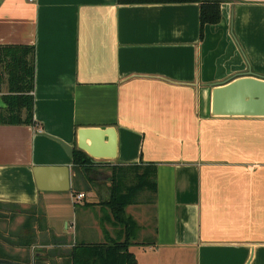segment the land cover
Returning a JSON list of instances; mask_svg holds the SVG:
<instances>
[{
  "label": "crops",
  "instance_id": "0c3cea01",
  "mask_svg": "<svg viewBox=\"0 0 264 264\" xmlns=\"http://www.w3.org/2000/svg\"><path fill=\"white\" fill-rule=\"evenodd\" d=\"M222 1L201 40L199 4L0 0V45L36 49V124L0 125V204L47 215L19 259L64 264L82 235L118 237L109 178L85 189L64 147L81 127H115L117 159L96 164L157 167L156 193L127 208L142 227L138 264H264V118L212 115L214 86L264 78V0ZM66 167L71 188L51 190Z\"/></svg>",
  "mask_w": 264,
  "mask_h": 264
},
{
  "label": "trees",
  "instance_id": "16d2710c",
  "mask_svg": "<svg viewBox=\"0 0 264 264\" xmlns=\"http://www.w3.org/2000/svg\"><path fill=\"white\" fill-rule=\"evenodd\" d=\"M120 5L143 4H199L201 40L207 25H217L222 20V0H118ZM36 75V49L25 45H0V125H35L34 90ZM100 169L111 170L105 184L109 185V199L104 204L110 211L112 226L118 237L108 238L103 243L75 242L65 256L64 264H138L135 254L130 250L137 243L142 230L139 223L127 214V208L136 204L140 193L149 191L156 193L157 167L154 165L119 167L96 164L85 152L77 146L73 156V170L82 176L87 190L95 184ZM88 185V186H87ZM90 185V186H89ZM95 203H85L92 207ZM101 205V204H100ZM4 205L0 204V220L5 214ZM13 212V211H12ZM11 211L8 213H12ZM3 214V215H2ZM24 229L30 230L34 218L41 221L42 215L35 211L26 213ZM18 246L31 248L33 236L28 239L19 236ZM51 257V255H49ZM47 257V258H50ZM31 258L24 260L11 256L0 243V259L21 262L25 264H47L53 259Z\"/></svg>",
  "mask_w": 264,
  "mask_h": 264
},
{
  "label": "water",
  "instance_id": "95a60500",
  "mask_svg": "<svg viewBox=\"0 0 264 264\" xmlns=\"http://www.w3.org/2000/svg\"><path fill=\"white\" fill-rule=\"evenodd\" d=\"M212 115L215 117L264 118V78L246 75L227 83L214 86L212 90ZM70 157L74 149L64 145ZM77 148L98 163H110L117 159L119 135L115 127H81L77 130ZM42 168L36 169L37 183L41 190L46 185ZM61 179L54 191L71 188L70 168H57ZM0 264H25L0 259Z\"/></svg>",
  "mask_w": 264,
  "mask_h": 264
},
{
  "label": "rangeland",
  "instance_id": "374dc122",
  "mask_svg": "<svg viewBox=\"0 0 264 264\" xmlns=\"http://www.w3.org/2000/svg\"><path fill=\"white\" fill-rule=\"evenodd\" d=\"M110 175H111V170L107 169V170H102L101 176L97 175L96 177L106 178V177H109ZM84 187L86 188V185H84ZM90 188H93V189L98 188V185L94 184ZM8 212H5L4 215L2 214L4 219L0 220V243L2 247L5 249V251L8 252L9 255L15 256V257H21V254L25 253V252H22L24 251L22 249H29V248L22 247L21 249L15 248L14 250V247L13 249L7 247L8 246L7 242L10 240V242L15 245L21 242V239H19V236H23V235H26V233H28L27 230H25L23 227L26 219H24V217L22 218L21 217L17 218L16 216L14 217L13 213H8ZM78 213L80 214V211H78ZM38 214L43 215V220H46L47 222V215L43 210H39ZM152 216H150V220H152L153 218ZM86 231H87L86 229H83V232H86ZM84 238L85 237L82 235L77 242H84V241L92 242V243H98V242L103 243L104 242V240H102L100 237H97V236H94L92 239L90 238L89 241L84 240ZM28 251L29 250H27V252Z\"/></svg>",
  "mask_w": 264,
  "mask_h": 264
},
{
  "label": "built area",
  "instance_id": "2783aa9c",
  "mask_svg": "<svg viewBox=\"0 0 264 264\" xmlns=\"http://www.w3.org/2000/svg\"><path fill=\"white\" fill-rule=\"evenodd\" d=\"M26 1H28L29 3H34L35 2V0H26ZM83 199H85V194L77 195V201L78 202H81Z\"/></svg>",
  "mask_w": 264,
  "mask_h": 264
}]
</instances>
